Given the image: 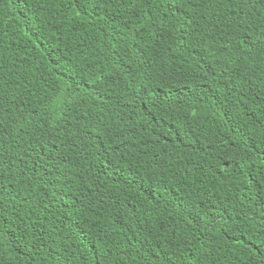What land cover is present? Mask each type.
Segmentation results:
<instances>
[{
	"label": "trees",
	"instance_id": "16d2710c",
	"mask_svg": "<svg viewBox=\"0 0 264 264\" xmlns=\"http://www.w3.org/2000/svg\"><path fill=\"white\" fill-rule=\"evenodd\" d=\"M0 61V264H264V0H0Z\"/></svg>",
	"mask_w": 264,
	"mask_h": 264
},
{
	"label": "clouds",
	"instance_id": "9594fccd",
	"mask_svg": "<svg viewBox=\"0 0 264 264\" xmlns=\"http://www.w3.org/2000/svg\"><path fill=\"white\" fill-rule=\"evenodd\" d=\"M0 65H3L5 69L11 74H17L19 70V64L10 61H0ZM159 155H154L146 158L145 160L154 167H157V159Z\"/></svg>",
	"mask_w": 264,
	"mask_h": 264
}]
</instances>
